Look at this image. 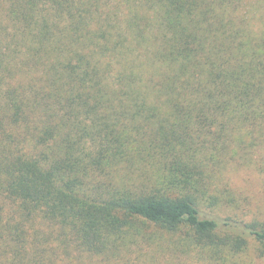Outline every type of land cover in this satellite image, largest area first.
Returning <instances> with one entry per match:
<instances>
[{
	"label": "trees",
	"instance_id": "1",
	"mask_svg": "<svg viewBox=\"0 0 264 264\" xmlns=\"http://www.w3.org/2000/svg\"><path fill=\"white\" fill-rule=\"evenodd\" d=\"M252 19L244 0H0V264H103L150 228L264 244V221L216 213L226 169L264 150Z\"/></svg>",
	"mask_w": 264,
	"mask_h": 264
},
{
	"label": "rangeland",
	"instance_id": "2",
	"mask_svg": "<svg viewBox=\"0 0 264 264\" xmlns=\"http://www.w3.org/2000/svg\"><path fill=\"white\" fill-rule=\"evenodd\" d=\"M244 3L253 14V29L264 28V0H244ZM258 153L252 165H234L223 173L227 188L226 202H220L216 209L220 218L245 223L264 221V177L257 167L260 162L264 164V150ZM148 236L149 239L141 240L130 250L108 256L103 264H264V244L251 239L238 252L229 245L217 252L196 245L186 230L169 235L150 228Z\"/></svg>",
	"mask_w": 264,
	"mask_h": 264
}]
</instances>
